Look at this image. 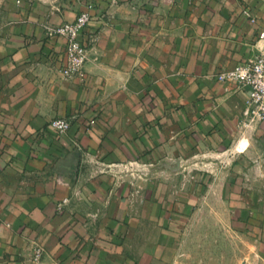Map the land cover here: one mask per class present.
<instances>
[{
    "label": "crops",
    "instance_id": "crops-1",
    "mask_svg": "<svg viewBox=\"0 0 264 264\" xmlns=\"http://www.w3.org/2000/svg\"><path fill=\"white\" fill-rule=\"evenodd\" d=\"M85 10L88 61L65 77L66 40L45 27ZM263 32L264 0H0V264H112L163 220L150 165L205 189L215 161L260 145L247 89L216 74Z\"/></svg>",
    "mask_w": 264,
    "mask_h": 264
},
{
    "label": "rangeland",
    "instance_id": "rangeland-1",
    "mask_svg": "<svg viewBox=\"0 0 264 264\" xmlns=\"http://www.w3.org/2000/svg\"><path fill=\"white\" fill-rule=\"evenodd\" d=\"M250 147L215 161L217 174L205 189L194 186V173L150 165L149 179L165 185L163 220H150L147 239L134 231L112 264H264V136ZM196 166L204 165L199 159Z\"/></svg>",
    "mask_w": 264,
    "mask_h": 264
},
{
    "label": "built area",
    "instance_id": "built-area-1",
    "mask_svg": "<svg viewBox=\"0 0 264 264\" xmlns=\"http://www.w3.org/2000/svg\"><path fill=\"white\" fill-rule=\"evenodd\" d=\"M91 21L89 10L82 11L75 20L58 25H46L49 35H59L66 40V61L62 69L65 77L81 73L88 61V48L81 40V33ZM264 42V32L260 35ZM216 78L224 83H232L248 91L246 107L243 111V125L252 126L264 121V46L249 60L238 63L232 68L222 69ZM52 128L59 134L66 133L71 122L67 118L57 117L51 121ZM43 248L35 250V259L39 260Z\"/></svg>",
    "mask_w": 264,
    "mask_h": 264
}]
</instances>
